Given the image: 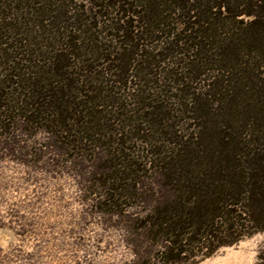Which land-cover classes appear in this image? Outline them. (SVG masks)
Listing matches in <instances>:
<instances>
[{
    "label": "trees",
    "instance_id": "trees-1",
    "mask_svg": "<svg viewBox=\"0 0 264 264\" xmlns=\"http://www.w3.org/2000/svg\"><path fill=\"white\" fill-rule=\"evenodd\" d=\"M77 1L0 0V118L108 146L117 192L144 144L177 193L151 225L164 263L264 231V0Z\"/></svg>",
    "mask_w": 264,
    "mask_h": 264
},
{
    "label": "rangeland",
    "instance_id": "rangeland-1",
    "mask_svg": "<svg viewBox=\"0 0 264 264\" xmlns=\"http://www.w3.org/2000/svg\"><path fill=\"white\" fill-rule=\"evenodd\" d=\"M30 34L36 54L50 46L47 33ZM0 121V264H264V231L208 257L164 263L151 225L177 193L140 141L131 144L140 171L117 192L108 177L121 166L108 146L65 139L50 123Z\"/></svg>",
    "mask_w": 264,
    "mask_h": 264
}]
</instances>
